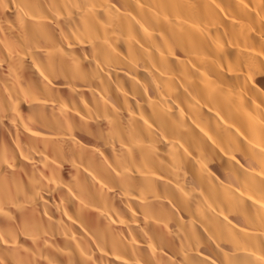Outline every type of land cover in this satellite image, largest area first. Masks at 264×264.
I'll use <instances>...</instances> for the list:
<instances>
[{
	"label": "bare ground",
	"instance_id": "6f19581e",
	"mask_svg": "<svg viewBox=\"0 0 264 264\" xmlns=\"http://www.w3.org/2000/svg\"><path fill=\"white\" fill-rule=\"evenodd\" d=\"M0 264H264V0H0Z\"/></svg>",
	"mask_w": 264,
	"mask_h": 264
}]
</instances>
